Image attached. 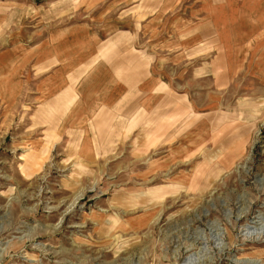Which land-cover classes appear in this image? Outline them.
<instances>
[{
	"label": "rangeland",
	"instance_id": "374dc122",
	"mask_svg": "<svg viewBox=\"0 0 264 264\" xmlns=\"http://www.w3.org/2000/svg\"><path fill=\"white\" fill-rule=\"evenodd\" d=\"M0 264H264V0H0Z\"/></svg>",
	"mask_w": 264,
	"mask_h": 264
},
{
	"label": "crops",
	"instance_id": "0c3cea01",
	"mask_svg": "<svg viewBox=\"0 0 264 264\" xmlns=\"http://www.w3.org/2000/svg\"><path fill=\"white\" fill-rule=\"evenodd\" d=\"M79 59L80 56L78 54L76 60ZM90 65H92V63H90ZM51 81H54L51 87H55L58 89L55 90L53 88H50L47 94L49 95V99L46 101V103H53L56 107L63 108L64 112L67 113L72 112V109H74V114H78L77 116H75V118L87 119L90 117V114H93V111L90 110L92 94L101 92V89L95 90L88 83L80 84L76 80L70 82L66 81L68 83H64L62 76L59 78L58 72L55 73L52 78L47 80L46 83L48 84ZM8 85H10L11 89L18 88L17 84L13 80L9 82ZM60 88H63L64 90L62 93H60ZM78 93L80 95V98L76 96ZM124 100L125 99H122V103L119 102L116 106L118 108L117 111L119 112V114H125L129 110H134L135 105L137 104L134 98L126 99V102H124ZM100 118L101 120L95 124V127L91 126L92 134L94 136H97V143H101L103 141L102 136L104 135L105 130L110 127V124L108 122L110 118H107L106 116H104L103 118L102 116H100ZM89 120H91V117ZM120 126L122 125H119L117 127L119 128Z\"/></svg>",
	"mask_w": 264,
	"mask_h": 264
}]
</instances>
